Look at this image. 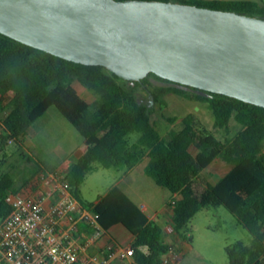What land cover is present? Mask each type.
Returning <instances> with one entry per match:
<instances>
[{
  "label": "trees",
  "instance_id": "trees-1",
  "mask_svg": "<svg viewBox=\"0 0 264 264\" xmlns=\"http://www.w3.org/2000/svg\"><path fill=\"white\" fill-rule=\"evenodd\" d=\"M175 1L264 17V4L254 0ZM150 75L167 82L151 83ZM79 85L94 96H83ZM137 87L152 93L156 101L174 92L206 102L213 113L214 127L225 131L223 138L193 112L183 117L180 128L171 130L168 137L162 136L150 110L136 96ZM7 93L10 97L1 118L0 150L12 140L23 139L50 105L77 128L87 145L66 167L49 169L40 165L31 174L56 171L81 200L79 186L92 162L131 168L147 157L144 173L168 188L174 198L170 203L172 234L191 241L189 234L180 231L196 212L207 205H224L252 235L249 244L235 240L226 246L227 264H264V106L223 93H201L153 72L131 84L103 65L75 62L0 32V97ZM232 119L241 128L229 135ZM134 132L137 135L132 138ZM215 158L230 167L211 183L204 169ZM19 186L10 172L0 170V219L10 211L7 193L17 191ZM86 205L99 213L104 228L120 222L133 234V256L139 264H159L165 252L179 249L119 183Z\"/></svg>",
  "mask_w": 264,
  "mask_h": 264
},
{
  "label": "water",
  "instance_id": "water-1",
  "mask_svg": "<svg viewBox=\"0 0 264 264\" xmlns=\"http://www.w3.org/2000/svg\"><path fill=\"white\" fill-rule=\"evenodd\" d=\"M0 32L131 84L153 72L264 106L262 16L175 0H0Z\"/></svg>",
  "mask_w": 264,
  "mask_h": 264
},
{
  "label": "rangeland",
  "instance_id": "rangeland-1",
  "mask_svg": "<svg viewBox=\"0 0 264 264\" xmlns=\"http://www.w3.org/2000/svg\"><path fill=\"white\" fill-rule=\"evenodd\" d=\"M156 83L159 82L156 81ZM81 91L86 97L94 96L92 91L82 86ZM135 94L150 110V117L162 136L168 137L171 130L180 128L183 117L189 112L196 114L217 137L223 138L225 134L224 129L214 127L213 113L206 102L190 100L170 92L165 94L160 101H156L153 97V101L150 103L148 91L142 87H137ZM9 97V93L0 97V131L2 129L1 118L8 110ZM240 128L241 125L232 119L228 134L233 135ZM67 132L82 137L77 128L59 112L56 106L50 105L31 124L23 139L12 140L4 149L0 150V170L10 172L20 186L25 185V187L31 188L37 184L40 175V171L31 174L33 170L39 169L40 165L57 162L59 156H63L68 149ZM130 135L135 138L137 133L134 132ZM76 140L72 142H76ZM43 160L48 163L44 164ZM146 161L147 157H143L136 170L120 181V185L126 188L127 192L151 214L155 210L157 211L162 202L172 193L141 170ZM229 165L223 164L219 158H215L204 169V173L208 180L214 183L228 169ZM123 169V167H103L97 161L92 162L91 169L79 186L82 202L87 204L94 201L109 186L117 180L119 181L123 175ZM155 220L158 224L164 225L162 217L155 215ZM180 232L192 236L193 251L190 249L187 255L193 260V264H207L210 261L215 264H227L228 256L225 248L228 244L235 240L249 244L252 240L250 232L237 222L235 216L224 205L203 207L196 212ZM166 233V239L173 241L171 233ZM189 248L187 247L188 250Z\"/></svg>",
  "mask_w": 264,
  "mask_h": 264
},
{
  "label": "built area",
  "instance_id": "built-area-1",
  "mask_svg": "<svg viewBox=\"0 0 264 264\" xmlns=\"http://www.w3.org/2000/svg\"><path fill=\"white\" fill-rule=\"evenodd\" d=\"M39 174L36 185L9 191L5 197L10 211L0 221V264H112L115 259L139 264L131 243L107 241L104 251L90 252L88 248L105 231L99 213L84 206L56 171ZM79 222L91 227L80 241L76 238ZM167 228L172 231V224ZM181 259V251L171 248L159 264H176Z\"/></svg>",
  "mask_w": 264,
  "mask_h": 264
},
{
  "label": "crops",
  "instance_id": "crops-1",
  "mask_svg": "<svg viewBox=\"0 0 264 264\" xmlns=\"http://www.w3.org/2000/svg\"><path fill=\"white\" fill-rule=\"evenodd\" d=\"M254 1H257L259 3V5H263L264 4L263 0H254ZM78 88H79L81 94L83 96H85L82 93V91H81V85H79ZM67 140H68V143H67L68 144V149H66V151L64 152V155L63 156L60 155L58 161L55 162V163H52V164H45V163H48V162L43 160V163L46 166H48L51 169H59V168L66 167L71 161L75 160L77 157H79L86 150L87 145H86V142H85L83 137H81V138L77 137V135L75 133L70 132V133L67 134ZM73 140H76V142H72ZM145 163L143 164L142 169H141L143 172H144L143 168H144ZM138 166H139V163L137 165L131 167V168H124L123 169V175L120 177V180L119 181L117 180L115 183H119L120 184V181H122L128 175L132 174L134 172V170H136V168ZM229 167H230V165H229ZM229 167H228V169H229ZM115 183H113V184H115ZM16 185H20V184L16 183ZM122 188L128 194V196L132 200H134L143 209V211L148 215L149 219L155 220V215H157L158 217H162L163 218L164 225L163 226L161 225V226L163 227L165 232L171 233V236H172V239H173V241H171V240H168V241L175 242V244L179 247V250L182 253V259L176 264H193V260L190 259L188 257V255H187V252H189L190 249H191V251H193V247L191 246V244H192V236L189 234L191 236V241H188L187 239H184V238H182V237H180L178 235L172 234L173 230L172 231H168V228H167L168 225L171 224L170 215L172 213V207H171V204H170V200L173 198V195H171L170 197L166 198V200H164L162 202V204L159 206L157 211L155 210L154 212L149 214L145 210V208L141 204H139L127 192L126 188H124V187H122ZM26 189H29V187H25V185H21V186L18 187L17 191L26 190ZM95 200H97V198ZM79 201L84 206H87L81 200H79ZM90 231H91V227H89V225H87V224H85L83 222H79L78 223V232L76 233V238L80 241L81 237H82L81 234L82 233H87V232H90ZM132 239H133V234L122 223L118 222V223L112 224L108 228H105L104 234L100 237V239H98L96 241V244L94 246H92V247H89L88 250L90 252H93V251H100L101 252V251H104V246H105V243L107 241L117 242V243H121V244H128V243H131ZM187 247H190L189 250L187 249ZM81 255H83V253ZM112 264H129V261L128 260H123V259H115ZM207 264H215V263L213 261H210Z\"/></svg>",
  "mask_w": 264,
  "mask_h": 264
},
{
  "label": "flooded vegetation",
  "instance_id": "flooded-vegetation-1",
  "mask_svg": "<svg viewBox=\"0 0 264 264\" xmlns=\"http://www.w3.org/2000/svg\"><path fill=\"white\" fill-rule=\"evenodd\" d=\"M154 78V79H151V78ZM148 80L151 82V83H154V84H163V83H166L167 81H165V80H160V79H158V78H156V77H154V76H152V75H150V76H148ZM156 81H158L159 83H156Z\"/></svg>",
  "mask_w": 264,
  "mask_h": 264
}]
</instances>
